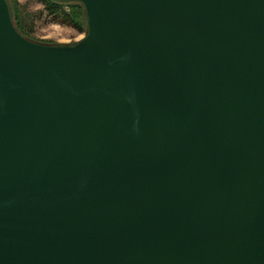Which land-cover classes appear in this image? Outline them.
I'll return each instance as SVG.
<instances>
[{
    "label": "water",
    "instance_id": "water-1",
    "mask_svg": "<svg viewBox=\"0 0 264 264\" xmlns=\"http://www.w3.org/2000/svg\"><path fill=\"white\" fill-rule=\"evenodd\" d=\"M79 1L0 0V264H264V0Z\"/></svg>",
    "mask_w": 264,
    "mask_h": 264
},
{
    "label": "trees",
    "instance_id": "trees-1",
    "mask_svg": "<svg viewBox=\"0 0 264 264\" xmlns=\"http://www.w3.org/2000/svg\"><path fill=\"white\" fill-rule=\"evenodd\" d=\"M43 5V10L51 17V20L74 28L79 32H87L86 12L79 0H38ZM11 20L16 30L24 37L38 42L31 37V27L28 22L29 13L18 0H6ZM71 44V43H70ZM73 44V43H72Z\"/></svg>",
    "mask_w": 264,
    "mask_h": 264
},
{
    "label": "rangeland",
    "instance_id": "rangeland-1",
    "mask_svg": "<svg viewBox=\"0 0 264 264\" xmlns=\"http://www.w3.org/2000/svg\"><path fill=\"white\" fill-rule=\"evenodd\" d=\"M29 13L28 22L31 27V37L35 40L52 44H72L81 39L85 32L56 23L43 10L38 0H18Z\"/></svg>",
    "mask_w": 264,
    "mask_h": 264
}]
</instances>
